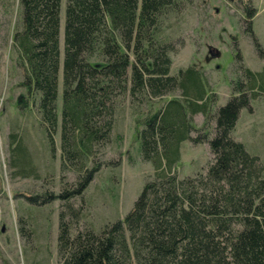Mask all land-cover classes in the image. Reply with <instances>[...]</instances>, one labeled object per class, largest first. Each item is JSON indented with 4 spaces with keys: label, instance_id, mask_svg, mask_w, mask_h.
<instances>
[{
    "label": "trees",
    "instance_id": "trees-1",
    "mask_svg": "<svg viewBox=\"0 0 264 264\" xmlns=\"http://www.w3.org/2000/svg\"><path fill=\"white\" fill-rule=\"evenodd\" d=\"M192 2L65 0L62 59V0H19V21L7 42L25 89L20 112L37 119L35 129L51 152L59 136L61 171L75 174L73 188L59 194L25 195L35 209L60 201L61 264H264V154L253 139L236 135L242 110L251 111L264 96V71L251 70L238 53L232 94L221 106L205 71L188 66L173 74L180 39L166 30ZM242 8L259 48L251 27L256 9ZM176 94L159 109L150 107ZM143 105L150 107L145 114ZM129 108L140 158L152 165L154 178L124 218L96 228L83 220V194L101 168L98 154L119 142ZM198 114L205 117L203 129L192 122ZM23 137L21 127L10 126L8 165L14 177L39 179ZM185 142L206 144L212 157L182 177L177 167ZM107 165L115 173L119 161ZM29 223L21 219L23 234Z\"/></svg>",
    "mask_w": 264,
    "mask_h": 264
},
{
    "label": "rangeland",
    "instance_id": "rangeland-1",
    "mask_svg": "<svg viewBox=\"0 0 264 264\" xmlns=\"http://www.w3.org/2000/svg\"><path fill=\"white\" fill-rule=\"evenodd\" d=\"M248 4L256 9L252 21V32L260 44L257 48L247 31V12L242 8ZM19 0H0V264H61L58 256L59 212L61 203L53 200L39 208H31L25 195L47 192L59 194L64 186L71 187L75 174L61 171L60 138L55 136V151L44 138L38 121L33 116L23 115L19 105L25 89L20 87V71L16 70V53L7 35L14 33L19 21ZM65 0L61 7L60 48L64 51ZM166 33L180 41L177 53L172 55V73L193 66L205 71L209 80V91L216 96V105H224L232 94L231 82L234 65L240 53L244 64L256 72L264 71V0H193L182 13L168 23ZM6 35V43L4 37ZM61 104L62 73L59 78ZM179 97L169 95L154 100L150 107L159 109L168 100ZM252 110H242L237 122V138H251L254 146L264 154V96L255 101ZM149 107V108H150ZM142 106L141 112H148ZM21 111V112H20ZM133 111L127 109L120 122L123 133L119 142L108 146L98 154L101 163L97 175L88 185L83 196V220L96 228L104 223L122 219L130 211L145 183L154 178L150 163H144L139 154L137 128ZM141 114L142 117H145ZM198 129L205 127V117H193ZM21 127L23 143L30 149L31 157L39 169L40 177L21 178L12 175L9 153L10 126ZM24 144V145H25ZM211 154L206 144L193 145L185 142L177 167L182 177L193 175L206 165ZM20 157L19 159H21ZM115 173L107 165L117 162ZM73 188V187H71ZM79 201L75 204L79 206ZM30 223L22 225L21 219ZM28 230V231H27Z\"/></svg>",
    "mask_w": 264,
    "mask_h": 264
}]
</instances>
